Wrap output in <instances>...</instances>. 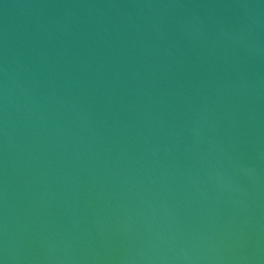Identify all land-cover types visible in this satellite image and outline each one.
<instances>
[{"label": "water", "instance_id": "obj_1", "mask_svg": "<svg viewBox=\"0 0 264 264\" xmlns=\"http://www.w3.org/2000/svg\"><path fill=\"white\" fill-rule=\"evenodd\" d=\"M0 264H264V0H0Z\"/></svg>", "mask_w": 264, "mask_h": 264}]
</instances>
